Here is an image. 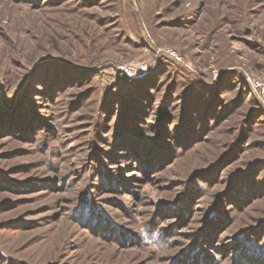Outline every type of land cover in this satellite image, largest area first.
Here are the masks:
<instances>
[{
	"label": "rangeland",
	"instance_id": "1",
	"mask_svg": "<svg viewBox=\"0 0 264 264\" xmlns=\"http://www.w3.org/2000/svg\"><path fill=\"white\" fill-rule=\"evenodd\" d=\"M0 264H264V0H0Z\"/></svg>",
	"mask_w": 264,
	"mask_h": 264
},
{
	"label": "clouds",
	"instance_id": "2",
	"mask_svg": "<svg viewBox=\"0 0 264 264\" xmlns=\"http://www.w3.org/2000/svg\"><path fill=\"white\" fill-rule=\"evenodd\" d=\"M165 244H166V242L163 241V240L161 239V243H160V245L157 247L156 251H160L161 248H163V247L165 246Z\"/></svg>",
	"mask_w": 264,
	"mask_h": 264
},
{
	"label": "built area",
	"instance_id": "3",
	"mask_svg": "<svg viewBox=\"0 0 264 264\" xmlns=\"http://www.w3.org/2000/svg\"><path fill=\"white\" fill-rule=\"evenodd\" d=\"M168 52H170V51H168ZM172 54V53H171Z\"/></svg>",
	"mask_w": 264,
	"mask_h": 264
}]
</instances>
